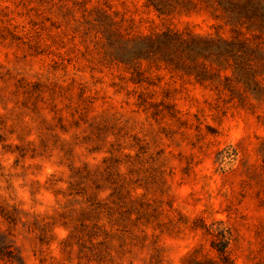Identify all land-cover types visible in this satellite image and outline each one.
Wrapping results in <instances>:
<instances>
[{
  "label": "rangeland",
  "instance_id": "obj_1",
  "mask_svg": "<svg viewBox=\"0 0 264 264\" xmlns=\"http://www.w3.org/2000/svg\"><path fill=\"white\" fill-rule=\"evenodd\" d=\"M264 264V0H0V264Z\"/></svg>",
  "mask_w": 264,
  "mask_h": 264
},
{
  "label": "trees",
  "instance_id": "obj_2",
  "mask_svg": "<svg viewBox=\"0 0 264 264\" xmlns=\"http://www.w3.org/2000/svg\"><path fill=\"white\" fill-rule=\"evenodd\" d=\"M226 241L222 238L213 240L211 247L216 253L215 258H206L204 260H192L189 264H234L227 252Z\"/></svg>",
  "mask_w": 264,
  "mask_h": 264
}]
</instances>
